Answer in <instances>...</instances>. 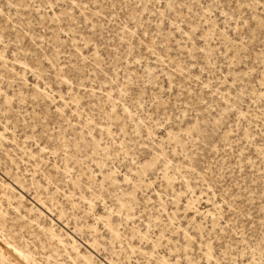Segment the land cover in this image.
<instances>
[{
    "label": "rangeland",
    "instance_id": "obj_1",
    "mask_svg": "<svg viewBox=\"0 0 264 264\" xmlns=\"http://www.w3.org/2000/svg\"><path fill=\"white\" fill-rule=\"evenodd\" d=\"M0 133V264H264V0H0Z\"/></svg>",
    "mask_w": 264,
    "mask_h": 264
},
{
    "label": "bare ground",
    "instance_id": "obj_2",
    "mask_svg": "<svg viewBox=\"0 0 264 264\" xmlns=\"http://www.w3.org/2000/svg\"><path fill=\"white\" fill-rule=\"evenodd\" d=\"M0 135H1V133H0ZM67 235L71 238V240L73 241V243H76L74 237H73L70 233H67ZM85 244H86L88 247H90V248L94 247V243L91 242V241H86ZM83 257L85 258V260L87 261L88 264H91V262H90L91 257H92V254H91V253H89V255H87V256H84V255H83Z\"/></svg>",
    "mask_w": 264,
    "mask_h": 264
}]
</instances>
